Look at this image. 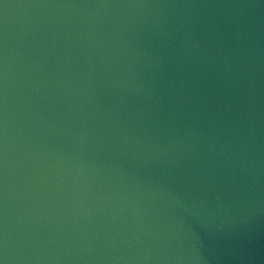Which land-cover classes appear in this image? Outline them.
<instances>
[{
  "label": "water",
  "instance_id": "1",
  "mask_svg": "<svg viewBox=\"0 0 264 264\" xmlns=\"http://www.w3.org/2000/svg\"><path fill=\"white\" fill-rule=\"evenodd\" d=\"M0 264H264V0H0Z\"/></svg>",
  "mask_w": 264,
  "mask_h": 264
}]
</instances>
